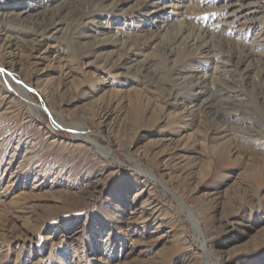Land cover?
I'll return each mask as SVG.
<instances>
[{
    "label": "rangeland",
    "instance_id": "obj_1",
    "mask_svg": "<svg viewBox=\"0 0 264 264\" xmlns=\"http://www.w3.org/2000/svg\"><path fill=\"white\" fill-rule=\"evenodd\" d=\"M142 1L0 0L27 10L0 23L21 44L12 71L0 54V264H264V45L226 63L264 1L204 41L222 0ZM148 198L159 224L132 222Z\"/></svg>",
    "mask_w": 264,
    "mask_h": 264
},
{
    "label": "bare ground",
    "instance_id": "obj_2",
    "mask_svg": "<svg viewBox=\"0 0 264 264\" xmlns=\"http://www.w3.org/2000/svg\"><path fill=\"white\" fill-rule=\"evenodd\" d=\"M147 1L148 0L142 1L143 7L148 10V13L150 15L157 18V20L161 18L160 15L166 16L170 13L171 10L173 11L174 9L179 7V5L178 6L176 5V3L178 2L174 0L164 1L160 4L157 3V0H155L153 1V3L146 5ZM195 1L198 3L207 2V0H195ZM263 1L264 0H222L221 3L223 5L220 6L221 8L218 9V11H216L219 14L217 19L214 22H212L210 26H208L210 31L205 30V29L203 30L202 28H200L199 30H202L200 32L202 34L201 35L199 34L200 36L198 35L200 37L199 39L203 41L206 38L212 39V37H215L213 36V33H215L214 31L216 30H219L223 33L230 32L233 30L234 32H239V30H242V29H245V30L247 29L248 31H251V32L254 31V29L256 28L255 20L257 21V19L253 17V13L256 11L258 7L262 5ZM26 11L27 10L25 8L19 9L18 7H14V6H3L2 5L0 7V23H4L5 21H8V20L9 21H16V20L19 21L21 16H24V14H26ZM34 19L35 20L40 19L41 22L38 23L39 25H37L35 28H32L31 31H33V33L37 35L38 38L42 39V41L44 39H52V40L55 39L56 36L63 30V25L61 21L57 20L54 16L34 17ZM90 24H95V23L91 20H88L85 23V26H88ZM96 28L100 30V34H102L103 36L108 33L107 31L109 27L103 26L102 24V26L100 25V26H97ZM2 31H0V54L2 55V58L4 59L3 61L6 63V65L9 66L10 70L12 71L13 68L16 66V61L14 60L15 51H20L21 44L18 43L17 39L4 35L3 33L4 31L3 32ZM91 35L92 33H89V34H86L85 37L87 38V37H90ZM104 37L105 38L100 41V44H101L100 46H106V45L115 46L114 39L116 38V36L115 37L104 36ZM35 39L38 40L37 38ZM36 42H39V41H36ZM252 43H253V46L250 45L247 48L246 46H243V45L238 46L237 44H235V46L237 47L235 48L233 47L234 44H231L233 45L231 46L232 49H229V52H226L227 53L226 55L228 57L226 63L232 64L238 67L244 64L246 65L250 61L256 60L257 57H259V55H256L255 51L253 50V47H257V49L263 47L264 45L263 33L258 32L256 36L253 38ZM211 45L212 44H210V46ZM227 46H229V44H227ZM203 49L206 50L207 54L211 52V48L207 44L203 46ZM32 64L36 65V63H32ZM223 64L226 65L225 63ZM111 65L113 67H119V68L124 67L122 59H118L114 63L111 62ZM16 91L18 93L25 94V92L22 91L20 88H17ZM105 118H107V114L105 115ZM53 125L55 126L57 124L53 123ZM91 145H94V144L91 143ZM145 192H147V189L142 188V190L138 192V196L144 195ZM133 210L134 211L131 213L134 217L132 219V222L139 221L141 224H144V226H152V225L154 226L155 224H159L154 218L157 215L158 207L156 204H154L153 200H150L148 198L142 201L140 205L139 206L137 205ZM227 224H230V223H227Z\"/></svg>",
    "mask_w": 264,
    "mask_h": 264
}]
</instances>
